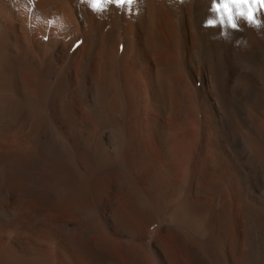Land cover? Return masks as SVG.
<instances>
[{
	"label": "bare ground",
	"instance_id": "6f19581e",
	"mask_svg": "<svg viewBox=\"0 0 264 264\" xmlns=\"http://www.w3.org/2000/svg\"><path fill=\"white\" fill-rule=\"evenodd\" d=\"M95 2L0 0V264H264V8Z\"/></svg>",
	"mask_w": 264,
	"mask_h": 264
},
{
	"label": "snow or ice",
	"instance_id": "6c2138e0",
	"mask_svg": "<svg viewBox=\"0 0 264 264\" xmlns=\"http://www.w3.org/2000/svg\"><path fill=\"white\" fill-rule=\"evenodd\" d=\"M107 2H112V0H107ZM117 2L123 4L125 0H117ZM131 2L132 0H127V3L130 4ZM93 6L99 9L102 6L101 0H96ZM259 8H264V0H219L216 11L221 13L222 23L227 22L235 28L239 16H245L249 22H256L259 18L255 12Z\"/></svg>",
	"mask_w": 264,
	"mask_h": 264
},
{
	"label": "rangeland",
	"instance_id": "374dc122",
	"mask_svg": "<svg viewBox=\"0 0 264 264\" xmlns=\"http://www.w3.org/2000/svg\"><path fill=\"white\" fill-rule=\"evenodd\" d=\"M82 44H83V43H82ZM198 85H199V83H198ZM155 229H156V227H154L153 225H152L151 228L149 229V231H148V238H147L146 241H145L146 244L150 242V238H149V236H152V235H153Z\"/></svg>",
	"mask_w": 264,
	"mask_h": 264
}]
</instances>
